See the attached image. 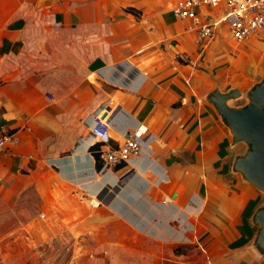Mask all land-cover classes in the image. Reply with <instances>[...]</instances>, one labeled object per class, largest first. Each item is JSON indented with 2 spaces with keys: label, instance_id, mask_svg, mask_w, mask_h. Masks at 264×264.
Segmentation results:
<instances>
[{
  "label": "crops",
  "instance_id": "crops-1",
  "mask_svg": "<svg viewBox=\"0 0 264 264\" xmlns=\"http://www.w3.org/2000/svg\"><path fill=\"white\" fill-rule=\"evenodd\" d=\"M34 2L10 10L0 4V130L6 127L18 139L0 155V183L45 168L62 185V205L70 207L83 200L89 206L92 196L108 202L109 189L126 178L110 205L131 192L130 202L148 207L135 223L136 215L125 211L130 205L111 206L159 237L169 255L157 264H264L253 220L264 192L234 170L245 144L232 141L207 97L215 88L243 90L264 78L255 74L259 57L245 66L248 75L231 78L230 61L223 62L230 53H215L230 45L225 30L198 43L170 10L172 22L152 25L141 0ZM176 35L195 48L209 44L205 63L182 64ZM252 38H264V32ZM238 99L230 100L238 106ZM103 112L114 137L138 123L149 126L140 157L100 170L89 149L90 125ZM179 245L187 250L176 254Z\"/></svg>",
  "mask_w": 264,
  "mask_h": 264
},
{
  "label": "rangeland",
  "instance_id": "rangeland-1",
  "mask_svg": "<svg viewBox=\"0 0 264 264\" xmlns=\"http://www.w3.org/2000/svg\"><path fill=\"white\" fill-rule=\"evenodd\" d=\"M20 1L24 0H2L0 4L7 5V10H10L18 3L21 5ZM141 1L146 17L152 25L161 21L167 24L172 22L169 10L174 0ZM36 3L37 0L34 4ZM179 36H174L177 40L173 39L178 43L177 57L180 62L185 65L193 60L195 67L205 63L203 58L209 44L195 48L192 43L189 45L183 39L178 41ZM228 38L230 45L224 49L217 46L220 50L215 49V53H230L229 56L223 57V62L228 65L227 62L230 61L228 72L231 78L239 73L243 74L242 76L248 75L245 66L250 64V58L254 55L259 57L253 64L256 76L264 74V38H252L250 41L246 39L241 42ZM256 50L263 52L253 53ZM248 82L249 79L246 82L241 81L245 85ZM254 82L255 80L251 85ZM251 85L248 88L242 86L243 90L238 87L241 92L238 98L241 99L236 100V103L241 102V105L247 102L246 92ZM230 102L232 104L231 100ZM246 148L245 144L244 152ZM54 180V174L40 168L33 173L12 176L0 183V264H157L165 255H169L166 247L160 244L159 237L151 236L133 224L146 216L145 210L148 207L141 202L138 204L135 200L130 202L131 192H125L124 196L119 195V201H113L110 205L117 189L123 187L129 179L121 177L117 185L109 189L110 193L108 191L107 195L104 194L108 202H102L98 207H89L85 200L82 201L81 196L82 205H62V185H58ZM139 180L141 178L135 180L136 186H141L142 181ZM153 187L156 190L153 196L158 198L161 192L155 185ZM120 204L130 205L125 211L126 214L136 215L133 223L111 207ZM112 214L114 215L111 216ZM186 250L185 245L174 247L176 254Z\"/></svg>",
  "mask_w": 264,
  "mask_h": 264
},
{
  "label": "built area",
  "instance_id": "built-area-1",
  "mask_svg": "<svg viewBox=\"0 0 264 264\" xmlns=\"http://www.w3.org/2000/svg\"><path fill=\"white\" fill-rule=\"evenodd\" d=\"M170 11L182 22L184 31L193 33L195 40L201 44H207L222 29L238 42L264 32V0H175ZM55 25L58 26V23ZM107 118V115L102 117V114H97L90 125L93 143H99L92 151L98 154L102 163L100 170L121 162L129 164L140 157L143 141L150 134L149 126L142 122L114 137ZM17 141L14 132L3 127L0 130V155ZM88 203L98 207L102 201L92 196L88 198Z\"/></svg>",
  "mask_w": 264,
  "mask_h": 264
},
{
  "label": "water",
  "instance_id": "water-1",
  "mask_svg": "<svg viewBox=\"0 0 264 264\" xmlns=\"http://www.w3.org/2000/svg\"><path fill=\"white\" fill-rule=\"evenodd\" d=\"M240 93L237 87L226 91L215 88L207 97L229 127L232 141H243L247 146L245 152L235 157L234 170L264 192V78L255 81L247 90V102L238 106L231 105L229 100L241 96ZM106 115V112L102 113V117ZM110 120L111 118L108 119ZM98 145L99 143H93L89 149ZM95 160H98V154H95ZM123 164L125 163L121 162L118 165ZM253 220L259 224L254 246L264 255V204L255 210Z\"/></svg>",
  "mask_w": 264,
  "mask_h": 264
},
{
  "label": "trees",
  "instance_id": "trees-1",
  "mask_svg": "<svg viewBox=\"0 0 264 264\" xmlns=\"http://www.w3.org/2000/svg\"><path fill=\"white\" fill-rule=\"evenodd\" d=\"M127 10L128 11H131V10L134 11V9L132 7H128ZM135 14H137V10H135Z\"/></svg>",
  "mask_w": 264,
  "mask_h": 264
},
{
  "label": "bare ground",
  "instance_id": "bare-ground-1",
  "mask_svg": "<svg viewBox=\"0 0 264 264\" xmlns=\"http://www.w3.org/2000/svg\"><path fill=\"white\" fill-rule=\"evenodd\" d=\"M166 200H167V201H170V200H171V198H168V196H166Z\"/></svg>",
  "mask_w": 264,
  "mask_h": 264
}]
</instances>
